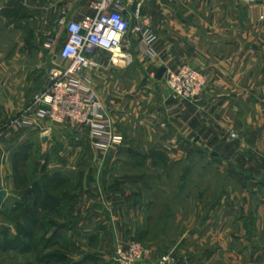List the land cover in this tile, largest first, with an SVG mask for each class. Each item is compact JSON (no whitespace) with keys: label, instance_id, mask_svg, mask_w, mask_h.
<instances>
[{"label":"crops","instance_id":"crops-1","mask_svg":"<svg viewBox=\"0 0 264 264\" xmlns=\"http://www.w3.org/2000/svg\"><path fill=\"white\" fill-rule=\"evenodd\" d=\"M258 3L261 4L243 8L238 0H144L142 12L151 18L157 34L155 65L176 68L190 62L208 77L198 103L169 105L168 122L162 123L161 128L153 124L151 129L155 136L149 149L157 152L167 148L169 163H182L183 186L175 198L180 204L179 214L188 216L190 222H185L182 236L176 241L162 234L149 240L144 199L134 201L132 194L126 193L114 196V177L106 173L83 176L78 189V177L66 176L71 179L70 189L73 202L76 201V210H70L74 222L71 227L62 228L53 246L61 250L68 241L78 251H62L63 260H46L47 264H74L81 260H87L86 264H116L118 246H125L134 237L152 248L141 264H159V251L155 249L168 243H177L178 251L189 250L191 259L198 264H264V29L260 31L261 26H256L257 11L261 13L264 0ZM127 8L132 11L135 5L128 2ZM93 13L89 0H0V23L6 22L8 26V31L3 26L0 29V41L13 33L10 44L0 42V127L30 104L46 80L38 70L33 71L30 63L21 62L23 57L31 59L32 51L25 44L27 33L39 35L43 27L47 45L55 40L53 46L62 47L66 32L65 38L53 39L52 34L60 22L79 21ZM23 29L25 33L21 32ZM231 45L232 56L222 55ZM48 46L39 50L42 57L37 66L45 62L50 70L61 60L59 53L47 57L51 54ZM139 99L145 101V94ZM106 108L113 122L129 117L130 107L125 102H108ZM151 115L155 123L156 114ZM50 128L42 124L8 132L0 138V183L6 182L10 190H16L11 157L22 145H35V139H42ZM73 128L62 132L73 135L75 140L82 127ZM198 158L204 162L202 168L208 171L212 167L224 185L214 202L206 197L209 192L187 183ZM106 161L104 164H114ZM72 163L52 159L47 166L59 171L64 167L70 169ZM204 176L205 180L211 179L208 174ZM156 179H152L158 184L155 187L166 192ZM148 181L143 177V184ZM143 193L142 190L137 196L144 198ZM192 214L201 217L193 220ZM76 215L82 217L75 218ZM106 239H110L107 244ZM95 240H100L99 246L92 244ZM17 254L9 251L11 258Z\"/></svg>","mask_w":264,"mask_h":264},{"label":"rangeland","instance_id":"rangeland-1","mask_svg":"<svg viewBox=\"0 0 264 264\" xmlns=\"http://www.w3.org/2000/svg\"><path fill=\"white\" fill-rule=\"evenodd\" d=\"M238 1H240L242 7L243 5L250 7L258 6L259 4H261L258 3V0ZM128 2V0H124L126 6ZM257 15L258 23L256 24V26H261V31L264 29V8L261 9V13L260 10L257 11ZM135 24L136 21H133L132 28L135 26ZM2 26L5 27V29L8 31L6 22L0 23V29L2 28ZM24 30L25 29H23V31L21 32L25 33ZM52 32L54 37L53 39H56L57 37L65 38V30L60 29V27H56ZM155 35L157 36L156 33ZM9 36L10 35L4 36V38H1L0 42L10 44L13 38V33H11L10 37ZM44 36L45 31L43 27L39 32V35H36V32L32 31H29V33H27L25 44L27 45V48L31 49L32 51L31 59L27 56L26 59H24L23 57L21 60V62H26L27 64L30 63L32 65L33 71L38 70V72H40L39 75L46 79L43 87L48 81L47 79L49 70L47 69L45 62L41 67H38L37 64H39V59L42 57L38 53L39 50L41 49V47L48 46ZM156 44L157 43L154 44L155 51L157 50ZM48 47L50 48L49 51H51V54L47 56L49 57V59L54 55H57L61 48V46L56 47L53 45ZM233 50L234 47L233 45H231V47L224 50V52L226 53L222 55H230L231 57V53L233 52ZM124 51L129 56V58L120 60V62L114 59L113 54L104 52L98 53V62L100 63V66L89 68L82 74V76L89 81L91 89L98 96L105 109H107L106 104H108V102H113L114 104V101L125 102L126 105L130 107V110H127V114L129 116L128 119H119L116 122H113L112 120L113 130H116V133L123 138V142L119 145L111 147L106 151L97 150L95 148V140L91 137V130L88 128L82 127V129L79 124L73 122L69 124H58L48 120L40 122L39 126L43 124L44 127H51L48 131H45V134L42 136V139L45 136L47 137V139L43 141L40 137H37L35 139V142L33 143L35 145L31 144V147H29L28 151L26 152L28 161H25L22 166L17 167L18 178H22L21 175L24 174L26 182L24 184H18L16 190H10L9 187H7L6 182L1 181L0 183V190H6V196L0 206V264H47L46 261L43 260L44 257L42 256L55 251L56 247L52 245L46 249L45 246H43L45 244L43 240H46L45 238H48L46 236H50L52 234L55 227H50L51 229H49L47 232L44 231L42 233L39 224H30L28 217L23 215V209H25L26 207L31 208L32 210H30L31 212L29 211L30 213L35 214V216H37V214L40 215L42 211L40 207L41 201L43 199L42 192L49 191L51 192V194L56 196V198L61 196L62 194H66L67 192H69L72 185H70V177L73 176H76V178L78 177L81 183V178L83 176L98 174L101 176L106 173L108 176L114 177L112 184L114 188L112 190L117 192V194L115 193L116 195L114 196L118 197L126 193L132 194L134 201L144 199L147 203L146 213L150 226V231L147 235L149 240H151L153 236L161 234L162 236L165 235L166 238L174 241H176L178 237L182 236L185 222H190V218L188 216L179 214L180 204L178 203V199L175 198V195L183 186L182 176L184 174V168L182 166V163H169L168 160L170 157L168 153L170 152L167 148H164L165 150H161L159 148V151L157 152L149 149L150 145L153 143V136H155L154 134H152L153 131H151V129L155 127V125L153 124H156L159 128H161L162 123L168 122L167 109L169 105L177 102L196 104L200 100L201 96L193 102L180 101L175 98L164 77L165 73L163 74L161 79H157L156 77L159 68L161 66L166 67V65L162 64L160 66H156L155 62L157 59V53L155 54V56H146L144 54L142 45L138 43V41L133 42L127 49L125 48ZM227 52H229L230 54H228ZM186 63L199 69L197 66L193 65L190 62ZM200 71L202 70L200 69ZM36 73L37 72H35V74ZM142 94H145V101L141 100L139 102V98ZM154 96L155 101H152ZM30 104H28V106ZM179 105L182 104H178V107ZM142 106L143 109H141ZM151 113L156 114L155 123H153L152 121L153 119L151 117ZM18 114H15L14 116H12V118H14ZM11 119H7L8 121L6 120L5 123L1 124L2 126L0 127V138L5 136L8 132L27 129L19 128L8 130L6 126ZM77 127L81 128L82 133L78 136H75V140L72 139L73 135L66 136V133L64 134L62 132V130L66 128L75 129ZM51 129H54L53 132L51 131ZM159 136L160 135L156 134V137L159 138ZM172 153L173 152H171V154ZM174 153L178 155L177 151ZM177 157L179 158V156ZM181 157L183 158V156ZM7 158L10 162L9 155ZM52 159L62 161L65 160L69 161V163L73 162L72 167L70 169H66V167L62 169L59 168V171H57V169L48 168L47 163ZM105 160H107L106 162H108L109 160L111 162L114 161V164H104ZM13 161L14 156L11 157L12 164ZM201 162L202 161L200 160V158L195 159V167H193V170L189 172L190 175L188 176L189 180L187 181V183L189 184V186L198 185L200 191L205 190L207 193L209 192V196L207 195L206 197L209 198L211 202H214L215 200H217V197L220 194V190H222V187H224V185L220 183V179L219 177H217L218 173H216L210 166L208 171L204 170V168H202L204 162ZM68 170L70 171L68 172ZM12 171L14 175V165H12ZM56 173L65 175V177L70 176L68 178V182L63 184L62 186L58 185V188L55 189L52 187L51 183H49L48 188L44 187L48 182L47 178L55 175ZM205 174H208L209 178L211 179L205 180ZM143 177L149 180L148 183L143 184ZM155 178H158L156 180L160 181V185L164 186L167 189L166 192L163 193L157 188L158 184L155 185L153 181L155 180ZM35 181H37L38 187L37 189L33 190L31 196L34 199H39L37 205L34 206L32 202L29 201H25L26 203L24 205H19V202L24 201L23 195H27V190L33 188V183ZM77 184H79V182ZM142 190L144 191V198H139L137 196L138 192L142 193ZM114 200H116V198H114L113 201ZM75 205L76 201L69 204H62L60 207L57 205L56 207L52 208H56V210L58 209L57 212H59L60 210H62L61 208H63L66 215H69L67 212H69L71 208L74 210ZM57 212L55 213L53 211L52 213H55V215H59V213ZM74 217L81 218L82 216L76 215ZM190 217L193 220H199L201 215L192 214L190 215ZM56 220L60 224H66L68 228L73 224V221L70 223H68L67 220L61 221L63 220L61 216L60 218L57 217ZM17 223H21L23 224V226L25 225V229H18ZM3 229L6 230L3 231ZM6 231L14 235L18 234V238L20 237L22 239H25L26 242H30L29 240H31L34 246L29 247L28 249L30 250L26 251L3 247L2 244H5L6 246L7 240H9L10 242V235L6 233ZM30 234H32L31 237L28 236ZM79 234L83 236L82 233ZM41 237L43 238V240L41 239ZM132 240L140 241L146 246L148 250V254L146 257H148L152 248L147 244V242H145L143 239H138L135 237L130 241ZM13 242L14 241H11L10 244H12ZM108 242H110V239L104 240L105 244H107ZM93 243L94 245L96 244V246H99L101 242L100 240H95L92 242V244ZM176 244L177 243H168V245H165L163 247H156L155 251H159L160 259L165 255H171L175 259V264H198L191 259V253L189 252V250L181 248V250L178 251ZM61 245L62 244H60V246ZM178 245L180 246V244ZM11 250L18 253L15 258H11V256L9 255V251ZM61 251L66 252L67 254H72L76 253V251L78 250L74 248L73 245L70 244V242L68 243L67 241L66 243H64ZM177 252H179V254ZM80 256L81 258L84 257L83 254H80ZM146 257L144 258V260L146 259ZM224 258L225 260H227V256H225ZM86 262L84 264H86ZM64 264L73 263H67L65 261ZM89 264L95 263L91 262ZM96 264L102 263L97 261Z\"/></svg>","mask_w":264,"mask_h":264},{"label":"built area","instance_id":"built-area-1","mask_svg":"<svg viewBox=\"0 0 264 264\" xmlns=\"http://www.w3.org/2000/svg\"><path fill=\"white\" fill-rule=\"evenodd\" d=\"M89 1L93 14L79 21L60 22V29L67 34L59 51L61 63L50 67L47 83L35 94L31 104L10 120L6 126L8 130L32 128L46 120L58 124L73 122L91 130L97 150L106 151L123 142L113 130L107 109L82 74L89 68L100 66L98 53L114 55L118 50L125 52L124 49L135 41L142 45L146 56H155L157 36L151 18L142 12L144 0H128L135 5L132 11L124 0ZM133 21L136 24L132 28ZM54 41L50 40L49 46ZM128 58L127 55L123 59ZM164 77L174 97L180 101L197 100L208 84L207 76L188 63L176 68L166 67ZM147 254L142 242L132 240L125 246H118L114 259L117 264H141ZM175 263L171 255H165L159 261V264Z\"/></svg>","mask_w":264,"mask_h":264},{"label":"trees","instance_id":"trees-1","mask_svg":"<svg viewBox=\"0 0 264 264\" xmlns=\"http://www.w3.org/2000/svg\"><path fill=\"white\" fill-rule=\"evenodd\" d=\"M29 147H31L30 145H22L18 151L14 154V161H13V165H14V177H15V180H16V187L18 184H24L26 182V179H25V176L24 174L21 175L22 178H18V175H17V167L19 166H22V164L25 162V161H28V158H27V155H26V152L28 151ZM48 182L46 184V188H48L49 186V183H51L52 187L55 189V188H58V185L59 186H62L63 184L67 183L68 182V179L65 177V175H62V174H59V173H56L55 175H52L50 177L47 178ZM70 185H71V182H70ZM76 188L75 189H78L82 183L79 182V184H76ZM38 187V183L37 181H35L33 183V188L32 189H29L27 190L26 194L27 195H23L24 196V201H21L19 202L18 204L19 205H24L26 202L25 201H29V202H32V204L35 206L37 205V202L39 199H34L32 196H31V193L33 192V190L37 189ZM38 191V190H37ZM43 199L41 201V204H40V207H41V214H37V216H35V214H32L30 213L32 210L31 208H28L26 207L25 209H23V215L27 216L28 219H29V222L30 224H39L40 226V229H41V232L43 233L44 231L47 232L49 229L55 227L54 231L52 232V234L50 236H46L48 238H45L46 240H43V238L41 237V239L43 240V242L45 243L43 246H45V248H49V246H52V245H55L61 235V230L62 228H67L68 226L66 224H59L58 221L56 220L57 217L60 218V216L62 217L63 220H67L68 223L70 222H74V218H73V215L72 213L67 212L69 215H66V213L64 212L63 208H61L62 210H60L59 212H57L56 208H52V207H56L57 205L60 207L62 204H69L71 202H73V196H72V191L71 189L69 190V192H67L66 194H62L61 196L57 197L54 196L53 194H51V192L49 191H43ZM38 198V197H36ZM66 201V202H65ZM32 205V206H33ZM17 211V210H16ZM30 211V212H29ZM57 212L59 213L55 215V213H52V212ZM30 213V214H29ZM56 220V221H55ZM32 224V225H33ZM18 225V229H25L23 224L21 223H17ZM51 227V228H50ZM9 229V228H8ZM2 230V229H1ZM6 230V229H3V231ZM6 233H8L6 231ZM10 235V242L11 241H14L12 244H10L9 240H7V244L5 246V244H2L3 247H6V248H15V249H20V250H23V251H26V250H30L28 249L29 247H32L34 246L33 242L31 240H29L30 242H26L25 239H22V238H18V234H12V233H8ZM48 235V234H47ZM28 236H32V234L28 235ZM12 239V240H11ZM1 242V241H0ZM55 249V247H54ZM44 261L46 260H53V259H61L63 260L65 255L63 254V252L59 249L56 248L55 251L51 252V253H47L45 254L44 256ZM87 260H82V261H79V262H76L74 264H84Z\"/></svg>","mask_w":264,"mask_h":264},{"label":"water","instance_id":"water-1","mask_svg":"<svg viewBox=\"0 0 264 264\" xmlns=\"http://www.w3.org/2000/svg\"><path fill=\"white\" fill-rule=\"evenodd\" d=\"M124 14H127V11H124ZM165 71H166V67L165 66H161L159 68L158 72H157V75H156L157 79H161L163 74L165 73ZM46 139H47V137L45 136V137H43L42 140L45 141ZM5 196H6V190L1 189L0 190V206H1Z\"/></svg>","mask_w":264,"mask_h":264},{"label":"bare ground","instance_id":"bare-ground-1","mask_svg":"<svg viewBox=\"0 0 264 264\" xmlns=\"http://www.w3.org/2000/svg\"><path fill=\"white\" fill-rule=\"evenodd\" d=\"M126 56H127V55H125L123 51L118 50V51H116L115 54H114V59H115L116 61H119V62H120V60H122V59L125 58Z\"/></svg>","mask_w":264,"mask_h":264}]
</instances>
